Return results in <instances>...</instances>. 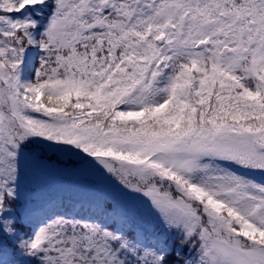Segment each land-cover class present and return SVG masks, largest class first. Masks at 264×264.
I'll use <instances>...</instances> for the list:
<instances>
[{
	"label": "snow or ice",
	"instance_id": "obj_1",
	"mask_svg": "<svg viewBox=\"0 0 264 264\" xmlns=\"http://www.w3.org/2000/svg\"><path fill=\"white\" fill-rule=\"evenodd\" d=\"M0 264H264V0H0Z\"/></svg>",
	"mask_w": 264,
	"mask_h": 264
},
{
	"label": "trees",
	"instance_id": "obj_2",
	"mask_svg": "<svg viewBox=\"0 0 264 264\" xmlns=\"http://www.w3.org/2000/svg\"><path fill=\"white\" fill-rule=\"evenodd\" d=\"M65 168H68L70 166H65ZM70 176H67L66 178H62L60 180L56 179H46L43 177V174L41 175L40 181L35 186V190L39 191L41 193H48L49 191H58L60 195H63L64 197L71 196L75 194L76 190L79 189L81 186H84L82 184L83 179L80 178V175L69 178Z\"/></svg>",
	"mask_w": 264,
	"mask_h": 264
},
{
	"label": "rangeland",
	"instance_id": "obj_3",
	"mask_svg": "<svg viewBox=\"0 0 264 264\" xmlns=\"http://www.w3.org/2000/svg\"><path fill=\"white\" fill-rule=\"evenodd\" d=\"M80 175V178L83 179L84 182H82V184L84 186L86 185H91L92 183H94V178L91 175H82L80 174L78 171H73L72 167H68L65 168L64 165H61L59 170L57 169H53L47 173L43 174V177H45L46 179H56V180H60L62 178H66L67 176H70L71 178H74L76 176ZM69 177V178H70ZM111 189V186H109V190Z\"/></svg>",
	"mask_w": 264,
	"mask_h": 264
}]
</instances>
